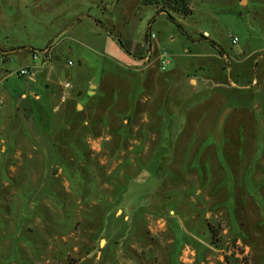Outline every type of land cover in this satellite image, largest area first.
<instances>
[{"label":"rangeland","instance_id":"obj_1","mask_svg":"<svg viewBox=\"0 0 264 264\" xmlns=\"http://www.w3.org/2000/svg\"><path fill=\"white\" fill-rule=\"evenodd\" d=\"M190 9L0 0V264H264V0Z\"/></svg>","mask_w":264,"mask_h":264},{"label":"trees","instance_id":"obj_2","mask_svg":"<svg viewBox=\"0 0 264 264\" xmlns=\"http://www.w3.org/2000/svg\"><path fill=\"white\" fill-rule=\"evenodd\" d=\"M191 0H141L142 4H154L156 7V13H163L166 17L175 21V15L185 16L191 12L190 9ZM120 46L135 59H142L145 51H150V43L148 39V34L145 36V44L147 47L140 43L132 44L130 41L121 42L118 40ZM212 45H215L211 42ZM220 49V48H218ZM220 51V50H219Z\"/></svg>","mask_w":264,"mask_h":264},{"label":"built area","instance_id":"obj_3","mask_svg":"<svg viewBox=\"0 0 264 264\" xmlns=\"http://www.w3.org/2000/svg\"><path fill=\"white\" fill-rule=\"evenodd\" d=\"M236 38H232V42H235ZM158 60L160 61V68H164V65L167 63V60L165 59V54H159ZM69 63V62H68ZM17 74L20 76H27L31 74V68L30 67H21L19 70H17ZM67 86V84H65Z\"/></svg>","mask_w":264,"mask_h":264},{"label":"water","instance_id":"obj_4","mask_svg":"<svg viewBox=\"0 0 264 264\" xmlns=\"http://www.w3.org/2000/svg\"><path fill=\"white\" fill-rule=\"evenodd\" d=\"M89 87L93 89L95 87V85L91 84ZM92 89L89 90L90 93L93 92Z\"/></svg>","mask_w":264,"mask_h":264},{"label":"crops","instance_id":"obj_5","mask_svg":"<svg viewBox=\"0 0 264 264\" xmlns=\"http://www.w3.org/2000/svg\"><path fill=\"white\" fill-rule=\"evenodd\" d=\"M66 84V83H65ZM65 84L63 86H65Z\"/></svg>","mask_w":264,"mask_h":264}]
</instances>
